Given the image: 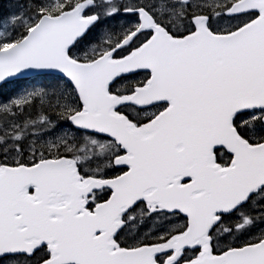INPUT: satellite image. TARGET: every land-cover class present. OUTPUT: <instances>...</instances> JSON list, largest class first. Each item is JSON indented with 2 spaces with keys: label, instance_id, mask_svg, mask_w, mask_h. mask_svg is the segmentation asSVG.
I'll list each match as a JSON object with an SVG mask.
<instances>
[{
  "label": "snow or ice",
  "instance_id": "obj_1",
  "mask_svg": "<svg viewBox=\"0 0 264 264\" xmlns=\"http://www.w3.org/2000/svg\"><path fill=\"white\" fill-rule=\"evenodd\" d=\"M0 264H264V0H0Z\"/></svg>",
  "mask_w": 264,
  "mask_h": 264
}]
</instances>
